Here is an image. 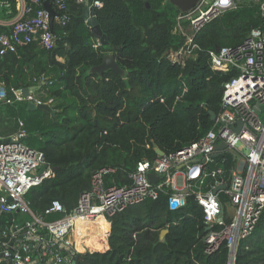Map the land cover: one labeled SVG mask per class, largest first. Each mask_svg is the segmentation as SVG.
<instances>
[{
  "label": "trees",
  "instance_id": "obj_1",
  "mask_svg": "<svg viewBox=\"0 0 264 264\" xmlns=\"http://www.w3.org/2000/svg\"><path fill=\"white\" fill-rule=\"evenodd\" d=\"M64 1L68 19L63 26L54 23L53 48L46 49L36 37L0 57V84L7 97L36 86L34 79L44 76L46 83L35 91H43V101L51 100L55 110L51 114L27 110L24 101L16 102L17 108L0 101V133H12L14 119L20 117L27 131L23 142L41 151L54 168L52 177L26 194L39 214L56 197L70 211L80 193L89 189L96 169H114L107 183H128V173L138 161L154 158L155 149L169 153L201 138L213 123L209 111L220 110L224 83L237 74L213 70L208 50L240 43L260 22L253 2L224 13L196 33L199 49L182 65L168 56L184 40L173 33L180 10L169 0H88L101 3L92 8L106 45H97L85 22V4ZM15 13L16 0H0L1 19ZM107 52L114 54L123 75L110 69L101 75L91 72ZM233 162L229 151L211 158L185 204L175 210L168 208L161 193L115 214L109 224L99 219L89 236L102 242L101 249L107 248L80 253L75 264H224L225 243L205 252L203 211L193 193L227 180ZM217 168L221 174L215 173ZM163 229L167 232L160 239ZM234 264H264V215L241 240Z\"/></svg>",
  "mask_w": 264,
  "mask_h": 264
},
{
  "label": "built area",
  "instance_id": "obj_2",
  "mask_svg": "<svg viewBox=\"0 0 264 264\" xmlns=\"http://www.w3.org/2000/svg\"><path fill=\"white\" fill-rule=\"evenodd\" d=\"M44 1L16 0L14 16L0 18V57L16 52L36 37L46 49L55 46L56 36L50 29ZM49 1L56 11L54 23L63 26L68 19L66 2ZM76 1L91 7L101 5L98 1ZM246 1L256 5L259 25L251 28L240 43L215 46L207 52L213 70L237 71L223 85L220 110L211 127L187 146L138 161L128 173V183H107L105 178L114 169L101 167L92 172L89 189L80 193L70 211L56 197L42 214L35 213L26 194L52 177L54 171L41 151L23 142L27 131L20 117H15L17 126L12 133H0V264H72L76 253L104 251L91 247L80 250L78 241L84 234L79 233L77 225H95L98 219L109 224L115 214L146 199H157L161 193L166 195L170 210L183 206L190 187L200 179L212 154L223 151L234 154L228 179L216 181L207 192L194 191L193 195L203 211L205 252L211 253L225 243L224 264L235 263L241 240L251 235L264 215V0H198L192 8L177 14L173 33L184 40L168 54L171 61L183 65L199 49L194 40L196 33ZM34 81L40 86L47 78L41 76ZM35 90L27 96L22 90L14 91L12 98L6 96L0 84V101L15 108L20 101L42 102ZM220 142L225 148L215 150ZM42 165L46 167L38 176ZM149 172L158 175L155 183L148 179ZM215 173L221 174L222 169L217 168ZM219 184L226 186L213 193ZM173 202L176 205L171 208ZM57 213L60 217L45 218Z\"/></svg>",
  "mask_w": 264,
  "mask_h": 264
},
{
  "label": "water",
  "instance_id": "obj_3",
  "mask_svg": "<svg viewBox=\"0 0 264 264\" xmlns=\"http://www.w3.org/2000/svg\"><path fill=\"white\" fill-rule=\"evenodd\" d=\"M169 1L173 5L177 6L180 11L184 12V11H187L190 8H192L198 0H169ZM43 7L48 13V20H49L50 29L53 30L54 17L56 15V11L53 9L49 0H45L43 2ZM83 17H84V19H86V21L90 27V31L92 32L93 36L97 40H99V43L101 45H106L108 43L107 38H106L105 34L102 33L100 26L98 25L97 20L95 18L93 8L91 6H84ZM109 69L118 73L119 75H123V70L118 66L117 62L115 61L114 54L112 52L105 53L102 57V62L96 66H93L91 68V72L98 73L99 75H101L104 71L109 70ZM39 87H40L39 85H36V86L33 85L30 87L23 88L22 94L24 96H27L30 90H33V89L39 88ZM261 108L263 109L264 106H261ZM26 109L27 110L39 109V110H45V111L51 112V114L55 113V110L52 109L50 104L46 103V102H39V103L28 102ZM209 114H210V120L213 121L215 119L216 114L212 111H209ZM236 130H237V128H236ZM224 148H225V144L223 142H220V143L215 145L214 149L215 150H222ZM155 152L158 153L159 155L163 154L162 150H160V149H155ZM217 155H218V153H214V154H212L211 157L214 158ZM45 167H46V165H42L40 167V170L37 174L38 176L41 175V173L45 169ZM52 169L54 171V168H52ZM147 177L152 183H155L158 179V175L155 173H152V172L147 173ZM228 184H229V180L227 181V185ZM225 186H226V184H219L213 188L212 192L216 193L219 189H224ZM58 199L60 200V198H58ZM175 205L176 204L173 202V203H171L170 207L173 208ZM63 214H64V212H62V215ZM166 232H167V229H163L160 232L159 238L162 239ZM79 255H80V253L75 254L72 264L76 263V260L79 257Z\"/></svg>",
  "mask_w": 264,
  "mask_h": 264
},
{
  "label": "bare ground",
  "instance_id": "obj_4",
  "mask_svg": "<svg viewBox=\"0 0 264 264\" xmlns=\"http://www.w3.org/2000/svg\"><path fill=\"white\" fill-rule=\"evenodd\" d=\"M99 220V219H98ZM97 220V222H98ZM97 222L95 225L81 226L77 225L79 233L84 234V238L81 241H78V248L81 250L83 248L89 247L88 244L91 242H95L96 238L94 236H89L91 229L97 226Z\"/></svg>",
  "mask_w": 264,
  "mask_h": 264
},
{
  "label": "rangeland",
  "instance_id": "obj_5",
  "mask_svg": "<svg viewBox=\"0 0 264 264\" xmlns=\"http://www.w3.org/2000/svg\"><path fill=\"white\" fill-rule=\"evenodd\" d=\"M243 3H245V2H242V3H240L238 6H240L241 4H243ZM246 3H248L247 1H246ZM237 6V7H238ZM62 59V58H61ZM35 93V95L41 100V101H43V98H42V95H43V91H35L34 92ZM44 102V101H43ZM46 103H51V100H47V101H45ZM17 108V107H16ZM13 124V123H12ZM198 189H196L195 191H197ZM88 246L89 247H91V248H96V249H101L102 248V242L101 241H99L98 239H96L95 240V242H90L89 244H88ZM101 251V250H100Z\"/></svg>",
  "mask_w": 264,
  "mask_h": 264
},
{
  "label": "crops",
  "instance_id": "obj_6",
  "mask_svg": "<svg viewBox=\"0 0 264 264\" xmlns=\"http://www.w3.org/2000/svg\"><path fill=\"white\" fill-rule=\"evenodd\" d=\"M106 248H107V247H106ZM106 248H105V249H106ZM105 249H104V250H105Z\"/></svg>",
  "mask_w": 264,
  "mask_h": 264
}]
</instances>
